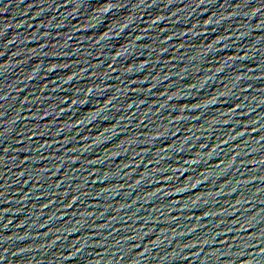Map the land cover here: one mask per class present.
<instances>
[{
    "label": "water",
    "instance_id": "1",
    "mask_svg": "<svg viewBox=\"0 0 264 264\" xmlns=\"http://www.w3.org/2000/svg\"><path fill=\"white\" fill-rule=\"evenodd\" d=\"M0 264H264V0H0Z\"/></svg>",
    "mask_w": 264,
    "mask_h": 264
}]
</instances>
